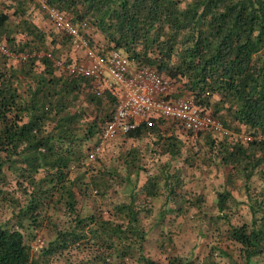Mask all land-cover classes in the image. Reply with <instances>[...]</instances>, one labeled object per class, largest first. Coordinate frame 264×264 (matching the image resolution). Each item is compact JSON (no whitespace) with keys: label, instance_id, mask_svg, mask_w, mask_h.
Returning a JSON list of instances; mask_svg holds the SVG:
<instances>
[{"label":"trees","instance_id":"16d2710c","mask_svg":"<svg viewBox=\"0 0 264 264\" xmlns=\"http://www.w3.org/2000/svg\"><path fill=\"white\" fill-rule=\"evenodd\" d=\"M43 6L60 12L90 45L103 38L107 50L123 51L135 66L155 67L181 84L229 133L197 135L211 155L204 163L226 170L227 185L243 180L248 194L255 177L264 183V0L0 1V40L10 53L0 51V264L69 261L75 252L86 253L92 264H124L135 255L140 264H159L144 255L149 234L143 220L154 214L146 203L165 197L181 202L180 213L205 203L180 194L181 168L166 164L140 184L148 171L139 147L117 145L113 155L107 145L100 148L117 100L109 90L96 95L89 78L58 72L56 62L70 42L33 23L38 11L46 19ZM160 125L165 123L125 137L141 141ZM158 141L153 155L183 156L181 137ZM112 193L118 200L107 203ZM233 199L227 189L217 195L220 217ZM250 211V225L228 232L245 264L264 255V210L256 202ZM169 213L160 211L150 229L164 226ZM44 227L55 238L35 255L29 241ZM168 264L191 263L169 257Z\"/></svg>","mask_w":264,"mask_h":264},{"label":"rangeland","instance_id":"374dc122","mask_svg":"<svg viewBox=\"0 0 264 264\" xmlns=\"http://www.w3.org/2000/svg\"><path fill=\"white\" fill-rule=\"evenodd\" d=\"M98 44H101L100 41ZM74 52L71 46L66 47L63 58L68 59L69 55ZM75 53L78 56L81 55V59H83L82 52ZM166 125L168 124L166 123ZM182 133H184V140H187V136L191 140L185 141L186 149L183 156L172 162V167L181 168L183 171V188L180 190V194L188 196L191 200L201 196L205 203L201 208L186 206L183 213L178 212L181 202L168 203L165 202V197L146 203L153 209L154 214L151 218L147 217L143 220L145 230L149 234L144 255L159 264H168L169 257H182L191 264H245L241 248L228 238V232L231 226L251 224L250 206L252 204L256 205L257 202L264 210V183L255 177L250 183L251 192L249 194L241 179H236L237 183L234 185H227L226 170L219 168L216 163L211 161L204 163L205 159L210 158L211 155L206 144L202 143L203 139L199 141L193 134H187L184 131ZM214 135L216 136V134ZM221 136L219 135V137ZM153 143L154 141L151 139L135 142L122 136L109 142L106 150L113 155L119 152L117 145H120V150L121 146H124L125 149L139 147L144 156L142 165L148 171L147 173L143 171L140 175V184H144L147 176L156 173L170 160L168 155L157 156L149 152V148L154 147ZM187 148L192 152L191 155L197 153L196 157L190 156L189 152H186ZM225 189L232 191L234 199L230 201V209L224 214L226 217H220L222 215L217 207V195ZM117 200V197L112 193L107 203ZM145 201L141 196L139 203L143 204ZM104 207L103 210H106L109 206L107 204ZM164 209L172 211L167 214L166 223L159 229L152 228L151 230L150 227L158 219L159 212ZM214 221L218 222L216 224L218 227H214ZM162 232L166 235H163ZM54 238L55 231L52 228L44 227L37 233V240L29 241V244L36 255ZM87 256L86 253L75 252L74 256H71L70 260L68 259L69 261H66L65 257L50 258L48 261L50 264H70V262L71 264H92L90 257L88 260L86 259ZM138 257V255L133 256V259L129 257L124 264H140V261L136 260ZM41 260L43 263L47 261L45 258ZM118 264H121L120 261ZM253 264H264V255L256 258Z\"/></svg>","mask_w":264,"mask_h":264},{"label":"built area","instance_id":"2783aa9c","mask_svg":"<svg viewBox=\"0 0 264 264\" xmlns=\"http://www.w3.org/2000/svg\"><path fill=\"white\" fill-rule=\"evenodd\" d=\"M43 11L54 30L66 36L72 49L84 54L83 59L70 63L66 58L57 60L58 72L89 78L96 95L101 96L109 90L117 100L111 119L104 124L100 148L144 125L152 126L156 121L194 135L206 132H213L216 136L229 134L218 119L196 105L190 92L181 90V84L155 67L135 66L123 51L90 45L86 35L60 12L47 6H43ZM0 51L10 55L1 40ZM238 138L243 141L253 139L251 135Z\"/></svg>","mask_w":264,"mask_h":264},{"label":"crops","instance_id":"0c3cea01","mask_svg":"<svg viewBox=\"0 0 264 264\" xmlns=\"http://www.w3.org/2000/svg\"><path fill=\"white\" fill-rule=\"evenodd\" d=\"M43 14H44V16H45V13H44V11H43ZM33 23L36 25V26H38L39 28H41L43 31H54V32H56L55 30H54V28H53V26H52V24L49 22V20L47 19V17H46V19L45 18H42L41 16H40V14H39V11L38 12H35L34 14H33ZM58 33V32H57ZM99 41H100V45H104V43H105V41H104V39L103 38H99ZM70 46V45H69ZM58 48H60V47H58ZM75 55L77 56L76 58H75ZM69 58L72 60V61H78L79 59H81V55H79L78 56V54H76L75 52H74V54H70L69 55ZM70 60V61H71ZM183 90V89H182ZM185 93V92H184ZM158 122V121H157ZM156 123V122H155ZM167 126V127H166ZM171 127H173V125H170V124H168V125H166V123H165V125H160V126H157V129H158V132L156 133V134H145V135H143V137L140 139V140H147V139H151V141H154V145L155 144H157L159 141V139H160V136H170L171 134H175V135H177V136H179V137H181L182 139H184V133H182L183 131H182V129H178V128H176V127H173V130H171L170 129V131H168V130H166V129H168V128H171ZM185 132V131H184ZM185 133H187V134H191V133H188V132H185ZM204 135V134H203ZM193 136L194 137H196L197 138V135H194L193 134ZM126 138V137H125ZM127 139V138H126ZM188 139H189V137L187 136V140H185V141H188ZM191 139H189V141H190ZM199 141H200V138L198 139ZM157 141V143H155ZM139 142V141H138ZM156 148V147H155ZM156 150V149H155ZM153 151V147L151 148V151L150 152H152ZM156 153H158V151L156 150L155 151ZM155 153V154H156ZM175 160H172L171 158H170V160H169V162H167V163H165L164 165H166V164H171L172 165V162H174ZM173 169H175V167H172Z\"/></svg>","mask_w":264,"mask_h":264}]
</instances>
